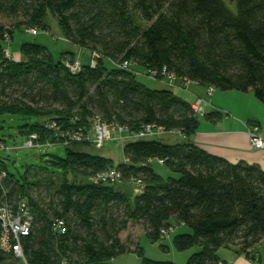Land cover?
Wrapping results in <instances>:
<instances>
[{"label":"trees","instance_id":"1","mask_svg":"<svg viewBox=\"0 0 264 264\" xmlns=\"http://www.w3.org/2000/svg\"><path fill=\"white\" fill-rule=\"evenodd\" d=\"M234 1L232 11L225 0H0V15L12 22L0 27V118L21 119L25 125L19 133L27 141L36 135L37 143L63 145L66 153L19 177L0 157V172L7 173L0 196L7 191V202L23 201L34 214L30 235L21 240L27 264H113L132 254L120 240L132 223H140L154 245L165 239L162 231L188 228L173 240L179 252L201 249L187 264H226L218 256L222 248H236L258 262L264 171L233 165L192 144L201 120L216 124L228 114L200 117L171 89L152 90L138 80L139 73L155 71V80L167 81L165 69L178 89L188 90L189 81L205 90L252 92L264 104V0ZM49 14L65 41L88 53L86 61L72 51L55 61L36 43L17 48L20 60L5 55L15 32L48 31ZM76 62L81 68L74 73L68 65ZM94 117L134 134L144 125L162 126L179 132L183 142L132 139L123 149L125 164L116 166L91 152ZM50 124L55 127L49 129ZM74 134L81 141L70 142ZM153 163L177 176H160ZM31 168L45 171V186L53 190L48 204L34 195L41 184L30 180ZM109 169L122 174L119 183L92 182ZM131 179L143 183L141 194L125 189ZM59 220L65 234L53 229ZM133 253L142 264H175L145 258L140 246ZM0 264L20 262L0 251Z\"/></svg>","mask_w":264,"mask_h":264},{"label":"rangeland","instance_id":"2","mask_svg":"<svg viewBox=\"0 0 264 264\" xmlns=\"http://www.w3.org/2000/svg\"><path fill=\"white\" fill-rule=\"evenodd\" d=\"M227 2L228 7L234 11L236 9V1L230 2L229 0H225ZM46 21L49 25L48 31H38V35H31L27 33V31L23 30L22 32H15V37L13 40V45H15V50L22 45L23 43H33L39 44L44 47H47L51 54H53L55 61H58L60 55L63 52H69L73 50L74 47L71 43L65 42L64 35L60 30L58 20H56L51 14H49L46 18ZM12 22L7 21L0 15V27L3 25L8 27ZM8 48L9 46L5 44ZM11 45V44H9ZM16 53V52H15ZM11 54L16 57L18 60L21 59V55ZM77 53V52H76ZM109 69H112L113 63L106 61L105 62ZM139 82L143 83L147 88L152 90H172L179 97L185 98V93L181 92L177 86H169L166 81H157L155 79L150 78L148 75L143 73L138 74ZM219 94H223L220 91H217ZM207 95V94H206ZM207 100L211 99L206 96ZM204 97V99L206 100ZM212 100V99H211ZM25 125L19 118H0V139L5 142L8 150L6 152H0V157L5 160L4 166L8 168L11 174L16 175L17 177L23 175L27 168L31 166L35 167H45L47 166V162L52 159V157L57 158H65V147L63 145H50L42 146L39 148H24V143L27 141V138L19 133L20 128ZM119 133H113V138L117 139ZM126 136L125 134L123 135ZM146 140L151 141H159L164 142L168 145L182 143V140L178 138L175 134L166 133L160 138L150 137L144 138ZM132 139L126 138L123 141H107L104 148L92 150L91 152L95 155H99L105 158L111 159L116 166L120 164H125L124 157V146L128 144ZM4 144V143H3ZM154 171L164 178L175 177L177 176L175 173L173 174L165 165H159L158 163H153ZM30 180L35 183H40L41 188H37L34 191V195H37L39 199H43L46 204L51 202L52 191L48 192V188L45 186L47 184L48 179L45 175V171L38 168H31L30 170ZM133 184H127L125 189L133 191ZM50 194V196H49ZM172 224L175 225L174 221ZM129 229L120 235V240L125 244L126 248L132 252V254H125L121 257L115 258L111 261L113 264H142L143 261L139 256L135 253L138 246L144 250V256L147 259L152 261H160V262H173L175 264H187L189 258L200 252V248H193L188 250L187 252H179L176 251L173 247V240L176 238L178 234H185L189 232V229L182 225H176L175 231L170 233L166 239L157 244H151L149 239L145 236L144 228L140 223H132L128 227ZM161 246L168 247L169 250H164ZM23 264V263H22Z\"/></svg>","mask_w":264,"mask_h":264},{"label":"built area","instance_id":"3","mask_svg":"<svg viewBox=\"0 0 264 264\" xmlns=\"http://www.w3.org/2000/svg\"><path fill=\"white\" fill-rule=\"evenodd\" d=\"M27 33L35 36L38 35L39 32L37 30H27ZM5 55L7 57H11L8 49L5 51ZM96 56L94 54L93 59L91 60V64L93 67L97 65L96 63ZM129 64L126 62L124 65L125 67H128ZM68 67L72 70V72L76 73L80 71L81 64L78 62L74 64H69ZM167 81L169 86H175L176 85V79L175 76L172 74H168L165 69L162 73ZM158 76V72L152 71L149 74V77L152 79H155ZM185 88H190L193 84V82L186 81L185 82ZM207 96L209 98L213 97L215 94L214 89H207ZM208 103L203 101L202 99H197L192 104V110L193 113L197 114L200 117H205V114L207 113L205 111L206 106ZM54 124H50V128H54ZM119 133V136L117 139L113 138V133ZM177 132V131H175ZM168 133L164 127H159L154 124L150 125H144L141 126V130L134 134L129 131V129L125 127H121L117 124H110L107 122H103L100 118L94 117V121L92 123V134L89 137V140L92 141L94 144V147L96 149H102L104 148L107 141H123V139H139V138H150V137H157L160 138L164 134ZM179 133V132H178ZM126 135L125 137L123 135ZM180 134V133H179ZM248 134L250 138V144L257 149H262L264 147V138L261 134V127L257 124H250L248 125ZM62 137L66 140V133L62 134ZM88 139V138H87ZM37 136L32 135L28 141L24 143V148H39L42 147L41 144L37 143ZM81 141V135H72L71 141ZM68 144V142H66ZM7 145H4L0 143V152H6L8 150ZM160 162V164H162ZM7 177V173L5 171L0 172V186L3 185L4 180ZM122 178V174L117 171L116 169H109L106 172H102L97 174L94 178H92V182L94 184L97 183H105V184H116L119 183L120 179ZM131 184H133L134 188V195L141 194L144 186L143 183H141L139 180L131 179ZM7 195V191H4L2 193V196H0V251L10 258L12 257L13 260L20 262V264H27L26 256L23 252V247L21 244V240L23 237L29 236L30 231L32 230V226L34 223V214L32 210L28 208V206L23 202L19 201V203H10L5 200V197ZM65 224L63 221L59 220L53 225V229L56 232H60L62 234H65L64 231ZM176 228H170L168 230L162 231L163 238L166 239V237L175 231Z\"/></svg>","mask_w":264,"mask_h":264},{"label":"crops","instance_id":"4","mask_svg":"<svg viewBox=\"0 0 264 264\" xmlns=\"http://www.w3.org/2000/svg\"><path fill=\"white\" fill-rule=\"evenodd\" d=\"M15 37V36H14ZM14 40V39H13ZM67 42V41H65ZM70 43V42H67ZM9 45V53L18 54L15 45ZM72 52L82 56L83 60L88 59V53L79 50L75 46ZM15 56V55H14ZM13 57V56H12ZM15 60H18L14 57ZM185 93L187 102L193 104L197 99L205 100L206 90L193 85L188 90L179 89ZM216 91V90H215ZM223 93V92H222ZM212 99V100H211ZM205 100L208 105L205 108L207 113L220 111L228 114L226 118L216 124L201 120L199 130L194 134L192 144L208 152L210 155L220 157L228 163L238 165L244 163L248 166L258 167L264 171V147L262 149L254 148L250 144L248 134V125L250 122L258 123L261 127V134L264 138V104L259 102L252 92L243 94L240 92H226L219 94L217 91L211 97ZM183 142V137L178 132L172 131ZM236 248H222L218 256L226 264H254L246 257H243ZM259 260L256 264H264V241L258 247Z\"/></svg>","mask_w":264,"mask_h":264}]
</instances>
